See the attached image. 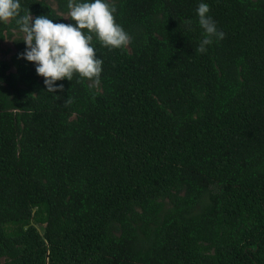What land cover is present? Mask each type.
Wrapping results in <instances>:
<instances>
[{
	"label": "trees",
	"instance_id": "obj_1",
	"mask_svg": "<svg viewBox=\"0 0 264 264\" xmlns=\"http://www.w3.org/2000/svg\"><path fill=\"white\" fill-rule=\"evenodd\" d=\"M199 2L110 0L130 44L54 93L0 23V264H264V0H205L203 52Z\"/></svg>",
	"mask_w": 264,
	"mask_h": 264
},
{
	"label": "clouds",
	"instance_id": "obj_2",
	"mask_svg": "<svg viewBox=\"0 0 264 264\" xmlns=\"http://www.w3.org/2000/svg\"><path fill=\"white\" fill-rule=\"evenodd\" d=\"M209 4L200 0L196 7L198 24L203 37L198 50L223 39L224 32L216 27L209 15ZM116 7L110 0H67V13L60 17L71 18L75 23L55 21L46 15L33 17L30 12L21 15L20 0H0V23L14 19L25 44L18 56L34 62L35 71L41 75L49 92L62 88L55 82L62 78L72 80L73 74L88 79L99 78L102 59L97 56L93 39L103 46L127 48L132 37L114 18ZM190 24L191 22L188 21Z\"/></svg>",
	"mask_w": 264,
	"mask_h": 264
},
{
	"label": "rangeland",
	"instance_id": "obj_3",
	"mask_svg": "<svg viewBox=\"0 0 264 264\" xmlns=\"http://www.w3.org/2000/svg\"><path fill=\"white\" fill-rule=\"evenodd\" d=\"M51 3L55 4V0H49ZM16 47L14 45L12 38H6L0 41V58H10V56L15 52Z\"/></svg>",
	"mask_w": 264,
	"mask_h": 264
}]
</instances>
